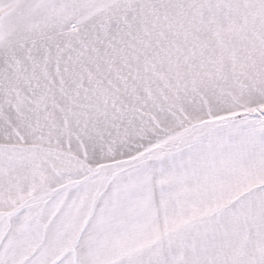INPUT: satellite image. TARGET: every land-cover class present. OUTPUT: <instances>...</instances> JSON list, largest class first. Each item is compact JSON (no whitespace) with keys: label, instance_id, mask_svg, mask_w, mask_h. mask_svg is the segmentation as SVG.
<instances>
[{"label":"snow or ice","instance_id":"obj_1","mask_svg":"<svg viewBox=\"0 0 264 264\" xmlns=\"http://www.w3.org/2000/svg\"><path fill=\"white\" fill-rule=\"evenodd\" d=\"M0 264H264V0H0Z\"/></svg>","mask_w":264,"mask_h":264}]
</instances>
